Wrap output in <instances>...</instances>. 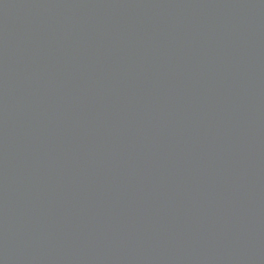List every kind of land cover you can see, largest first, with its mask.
Listing matches in <instances>:
<instances>
[{
	"label": "water",
	"instance_id": "95a60500",
	"mask_svg": "<svg viewBox=\"0 0 264 264\" xmlns=\"http://www.w3.org/2000/svg\"><path fill=\"white\" fill-rule=\"evenodd\" d=\"M0 264H264V0H0Z\"/></svg>",
	"mask_w": 264,
	"mask_h": 264
}]
</instances>
